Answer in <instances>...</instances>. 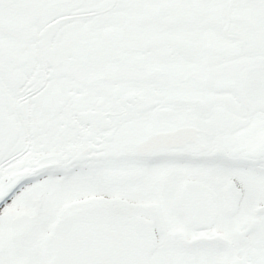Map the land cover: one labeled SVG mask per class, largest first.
Returning <instances> with one entry per match:
<instances>
[{
  "label": "snow or ice",
  "instance_id": "obj_1",
  "mask_svg": "<svg viewBox=\"0 0 264 264\" xmlns=\"http://www.w3.org/2000/svg\"><path fill=\"white\" fill-rule=\"evenodd\" d=\"M0 264H264V0H0Z\"/></svg>",
  "mask_w": 264,
  "mask_h": 264
}]
</instances>
